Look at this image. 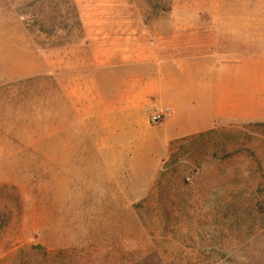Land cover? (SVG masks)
<instances>
[{
    "label": "rangeland",
    "instance_id": "obj_1",
    "mask_svg": "<svg viewBox=\"0 0 264 264\" xmlns=\"http://www.w3.org/2000/svg\"><path fill=\"white\" fill-rule=\"evenodd\" d=\"M170 1L0 0V264H264V123L165 137L106 42Z\"/></svg>",
    "mask_w": 264,
    "mask_h": 264
},
{
    "label": "crops",
    "instance_id": "obj_2",
    "mask_svg": "<svg viewBox=\"0 0 264 264\" xmlns=\"http://www.w3.org/2000/svg\"><path fill=\"white\" fill-rule=\"evenodd\" d=\"M169 12V29L180 32L185 49L197 43L195 53L173 56L166 35L133 32L106 40L131 44L116 53H128L140 69L133 83L138 109L164 115L167 138L219 124L264 123V0H171Z\"/></svg>",
    "mask_w": 264,
    "mask_h": 264
},
{
    "label": "built area",
    "instance_id": "obj_3",
    "mask_svg": "<svg viewBox=\"0 0 264 264\" xmlns=\"http://www.w3.org/2000/svg\"><path fill=\"white\" fill-rule=\"evenodd\" d=\"M161 117H162V114H155V115H152L150 119L152 123H157L159 122Z\"/></svg>",
    "mask_w": 264,
    "mask_h": 264
}]
</instances>
